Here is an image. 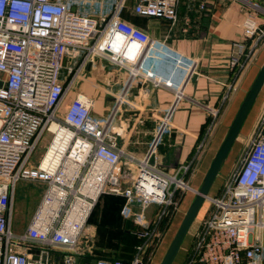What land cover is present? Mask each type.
<instances>
[{
	"label": "built area",
	"instance_id": "built-area-1",
	"mask_svg": "<svg viewBox=\"0 0 264 264\" xmlns=\"http://www.w3.org/2000/svg\"><path fill=\"white\" fill-rule=\"evenodd\" d=\"M76 1L0 0V264H52L49 252L55 248L71 254L106 192L160 209L152 223L144 222L141 214L135 217L142 242L130 261L97 259L94 264H145L144 248L157 235L167 208L175 205V192L189 188L180 172L186 173L190 165L169 171L157 154L185 96L183 87L197 73V61L184 66L182 82L170 88L172 102L139 156L118 144L124 130L115 127L114 116L133 80L163 86L145 67L154 56V40L121 18L126 0H101L87 12H78ZM181 1L137 0L131 11L173 24ZM198 8L203 10L205 4ZM242 36L249 43H232L229 58L231 68L239 70L264 42V24L254 13L243 18ZM66 56L80 58L77 66H66ZM96 57L128 73L105 118L93 114L94 100L82 93L65 105L76 77ZM218 111L211 109L212 116ZM44 132L51 135L46 149L40 161L28 167ZM132 170V179L123 176ZM20 180L44 182L45 189L25 230L16 233L13 201ZM206 198L212 209L195 231L186 264H264V115L221 193ZM18 246L24 250L16 251ZM31 249L38 250L37 259ZM70 258L66 264H71Z\"/></svg>",
	"mask_w": 264,
	"mask_h": 264
},
{
	"label": "crops",
	"instance_id": "crops-1",
	"mask_svg": "<svg viewBox=\"0 0 264 264\" xmlns=\"http://www.w3.org/2000/svg\"><path fill=\"white\" fill-rule=\"evenodd\" d=\"M136 1L126 0L121 18L144 30L153 38L154 56L147 61L145 67L152 76L162 81L163 86H155L151 81H144L142 78L132 81L116 110L114 125L123 128L122 138L125 139L133 120L143 119L144 125L142 123L137 125L135 122L134 128L135 133L147 134L146 142L145 145L127 147L118 139L119 145H125L139 156L144 154L153 128L172 102L173 92L170 88L182 82L185 74L183 67L193 60L197 61V73L185 83L183 87L185 96L178 102L171 118V127L165 132L158 146V160L164 169L172 171L182 164L190 165L186 173L180 172L189 185L188 190L178 192L175 205L170 206L165 226L161 227L159 223L157 235L144 248V263L160 264L195 198L196 191L203 183L211 161L264 64L263 42L243 69L239 70L237 66L231 68L229 65L233 51L232 43L242 41L249 43V40L242 36V21L245 15L254 13L257 21L264 24V0H182L178 8V19L173 24L165 19L140 16L132 12L131 8ZM199 3L205 4L203 10L198 8ZM79 59L66 56L64 64L76 67ZM80 79L82 81L78 87ZM127 80L128 73L125 69L103 57H96L92 62H87L76 77L65 105L77 93H82L94 100L93 114L105 118L111 113L114 99L126 85ZM112 84L116 85V93L110 95L104 88L105 85L109 87ZM262 90L264 82L252 106ZM259 106L264 109V92ZM213 108L219 109L215 117L211 114ZM258 127L250 133L246 148ZM240 130L213 180L208 196L214 197L221 193L238 165L240 159L237 160V151L244 141ZM208 207L203 212V220L212 209L208 211ZM159 209L160 206L157 204L141 206L129 203L121 194L106 192L94 206L75 250L70 254L55 248L50 250L49 258L52 264H66L69 255L71 264L75 255L94 260L130 261L135 254L136 246L142 242L136 234L140 227L135 223V217L141 214L144 222L152 223ZM27 224L28 222L18 233L23 232ZM192 224L189 231H193L194 236L200 222L194 225L195 227ZM182 246L181 244V249ZM15 250L22 252L24 248L18 246Z\"/></svg>",
	"mask_w": 264,
	"mask_h": 264
},
{
	"label": "rangeland",
	"instance_id": "rangeland-1",
	"mask_svg": "<svg viewBox=\"0 0 264 264\" xmlns=\"http://www.w3.org/2000/svg\"><path fill=\"white\" fill-rule=\"evenodd\" d=\"M101 0H92V3L90 4L89 0H80L76 1L74 4L77 7V11L81 12H87L90 10L91 7H97ZM65 74V69H63L62 73L60 74V77L63 78ZM81 79L79 80L78 87L80 86ZM98 87V86H97ZM96 87V88H97ZM105 92L107 94L113 95L115 94V89L116 85L112 84L109 87H106L105 85ZM264 90H262L261 94L259 95L257 101L254 103V105L251 107L250 111L248 112L243 125L240 130V135L243 136V143L241 144V147L237 151V160L241 158V156L244 154L245 149H246V141L252 132V130L256 129L264 115V109L263 107L259 106V101L261 98L262 93ZM146 121V120H145ZM135 122L137 125L139 123L144 125L143 119H140L139 121H136L135 119L133 120V124L130 125L128 128L127 132V137L125 139L123 138H118L122 143L126 144L127 147L129 146H141L145 145L144 143L145 138L147 137V134L145 133H135L136 128L135 127ZM50 133L44 132L43 136L40 138L38 141L30 159L27 164L28 167L35 166L41 159L46 146L50 140ZM234 149V148H233ZM136 174L135 170L129 171V172H124L123 176H128L129 178L132 179ZM45 189V183L41 181H29V180H20L17 182L15 191H14V201H13V230L18 233L22 231L30 219V216L32 215L43 191ZM188 190V188L184 189ZM209 206V207H208ZM208 207V211L212 208V206L209 203L208 199H205L202 207L198 211L195 220L193 221L192 226L198 225V222H202V215L204 210ZM183 216V215H182ZM195 223V224H194ZM194 226V227H195ZM193 227V228H194ZM193 231H189V233L186 235L183 243H182V249L178 251L175 259V262H180V264H186L188 259H189V254L193 248V244L195 242L194 236H192ZM194 234V233H193ZM192 236V237H191ZM186 253H188V256H186Z\"/></svg>",
	"mask_w": 264,
	"mask_h": 264
},
{
	"label": "water",
	"instance_id": "water-1",
	"mask_svg": "<svg viewBox=\"0 0 264 264\" xmlns=\"http://www.w3.org/2000/svg\"><path fill=\"white\" fill-rule=\"evenodd\" d=\"M264 82V64L262 65L261 69L259 70L256 78L254 79L251 87L249 88L236 116L232 124L230 125L227 134L218 149L215 157L210 163V166L205 174L203 183L201 184L200 188L196 191L195 198L193 199L192 203L188 207L178 229L176 230L160 264H172L174 261L181 244L188 233L192 222L194 221L200 207L202 206L205 198L208 196L209 189L213 183V180L224 160L226 157L235 137L237 136L240 127L250 110L262 84ZM150 162H153V156L150 158ZM140 204L139 202H132ZM33 253V258L37 259L38 250L31 249L29 250ZM68 257V256H67ZM95 260L90 257H83L80 255L74 256V261L72 264H94Z\"/></svg>",
	"mask_w": 264,
	"mask_h": 264
},
{
	"label": "trees",
	"instance_id": "trees-1",
	"mask_svg": "<svg viewBox=\"0 0 264 264\" xmlns=\"http://www.w3.org/2000/svg\"><path fill=\"white\" fill-rule=\"evenodd\" d=\"M190 6V5H189ZM124 10V9H123ZM123 10H122V12H123ZM122 12H121V14H122ZM138 15V14H137ZM141 16V15H140ZM181 190H177L176 192H175V201H176V198H177V194H178V192H180ZM172 207V206H171ZM169 211H170V207H168L167 208V210H166V212H165V214L163 215V217H162V219H161V221H160V225H161V227H164L165 226V223H166V221H167V219H168V217H169ZM186 256H188V253H186Z\"/></svg>",
	"mask_w": 264,
	"mask_h": 264
}]
</instances>
